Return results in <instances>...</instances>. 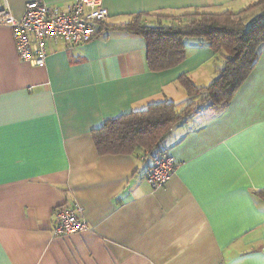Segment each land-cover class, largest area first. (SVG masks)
Returning <instances> with one entry per match:
<instances>
[{"label":"crops","instance_id":"1","mask_svg":"<svg viewBox=\"0 0 264 264\" xmlns=\"http://www.w3.org/2000/svg\"><path fill=\"white\" fill-rule=\"evenodd\" d=\"M29 1L0 6L20 18ZM254 1L103 0L96 37L75 46L45 39L43 67L22 60L0 25V264H264V47L228 103L199 104L164 138L175 169L163 187L146 179L154 152L99 154L91 136L152 102L198 103L178 77L204 86L219 64L206 42L187 38L183 61L150 70L146 40L122 25L137 14L236 12ZM74 204L87 229L53 235L56 210Z\"/></svg>","mask_w":264,"mask_h":264},{"label":"trees","instance_id":"2","mask_svg":"<svg viewBox=\"0 0 264 264\" xmlns=\"http://www.w3.org/2000/svg\"><path fill=\"white\" fill-rule=\"evenodd\" d=\"M251 7H258L260 12L246 21L243 14ZM147 16L137 14L121 27L144 37L146 63L150 70L161 71L183 61L187 38L206 42L220 66L216 67V74L207 86H195L185 74L178 77L189 99L200 97L198 103L189 102L177 110L173 101H157L144 109L104 120L91 130L99 154L131 153L138 148L145 154L164 151L159 147L172 127L199 108V104L206 101L210 105L228 103L255 66L264 47V0H255L236 12L197 8L181 15L182 20L174 24L162 23L160 19L147 21Z\"/></svg>","mask_w":264,"mask_h":264},{"label":"built area","instance_id":"3","mask_svg":"<svg viewBox=\"0 0 264 264\" xmlns=\"http://www.w3.org/2000/svg\"><path fill=\"white\" fill-rule=\"evenodd\" d=\"M108 11L103 0H72L65 8L42 0L29 1L16 18L9 8L0 6V25L9 27L18 56L32 65L43 67L46 60L44 41L61 39L67 46L85 44L94 39ZM175 169L174 158L166 151L154 152L146 179L153 190L163 187ZM87 229L83 208L78 204L56 210L52 233L63 236Z\"/></svg>","mask_w":264,"mask_h":264},{"label":"rangeland","instance_id":"4","mask_svg":"<svg viewBox=\"0 0 264 264\" xmlns=\"http://www.w3.org/2000/svg\"><path fill=\"white\" fill-rule=\"evenodd\" d=\"M194 9H192V10H185V11H181V12H175V13H171V14H165V15H163V16H160V15H158V14H153V15H150V16H153L151 19H150V17H147V20H150V21H153V22H155L156 20H157V18L158 19H160V18H164L165 19V23L166 24H174V23H179L182 19H181V15H183V14H185V13H191L192 11H193ZM249 12H247V14H243V17H245V18H250V16L248 15V14H252V12L254 13V12H257V10L254 8V7H251V8H249V10H248ZM251 12V13H250ZM186 19H188V18H186ZM186 19H184V20H186ZM183 20V21H184ZM248 20V19H247ZM218 66H220V61H219V64H218ZM210 83V82H209ZM209 83H207V84H204V86H207ZM198 87H201L200 85L198 86Z\"/></svg>","mask_w":264,"mask_h":264}]
</instances>
